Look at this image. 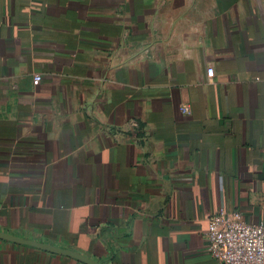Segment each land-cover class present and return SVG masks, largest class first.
<instances>
[{
  "label": "crops",
  "instance_id": "crops-1",
  "mask_svg": "<svg viewBox=\"0 0 264 264\" xmlns=\"http://www.w3.org/2000/svg\"><path fill=\"white\" fill-rule=\"evenodd\" d=\"M221 207L264 222V0H0V231L221 264ZM0 264L86 263L0 239Z\"/></svg>",
  "mask_w": 264,
  "mask_h": 264
},
{
  "label": "built area",
  "instance_id": "built-area-1",
  "mask_svg": "<svg viewBox=\"0 0 264 264\" xmlns=\"http://www.w3.org/2000/svg\"><path fill=\"white\" fill-rule=\"evenodd\" d=\"M207 73L211 76L213 70ZM205 233L209 252L221 264H264L263 221H247L240 212L221 207L208 216Z\"/></svg>",
  "mask_w": 264,
  "mask_h": 264
},
{
  "label": "water",
  "instance_id": "water-1",
  "mask_svg": "<svg viewBox=\"0 0 264 264\" xmlns=\"http://www.w3.org/2000/svg\"><path fill=\"white\" fill-rule=\"evenodd\" d=\"M0 239L9 240V241H12V242H15V243H20V244H27V245L34 246V247L42 249V250H46V251H50V252H55V253H58V254L66 255V256L75 258L77 260H80V261H82V262H84L86 264H99V263L87 258L86 256L73 251V250L60 248V247H57V246H53V245H49V244H46V243L37 242V241H34V240H30V239H25V238L10 234L8 232L0 231Z\"/></svg>",
  "mask_w": 264,
  "mask_h": 264
}]
</instances>
